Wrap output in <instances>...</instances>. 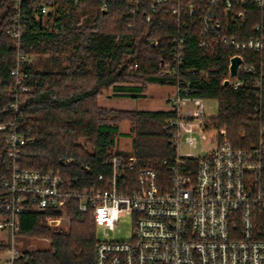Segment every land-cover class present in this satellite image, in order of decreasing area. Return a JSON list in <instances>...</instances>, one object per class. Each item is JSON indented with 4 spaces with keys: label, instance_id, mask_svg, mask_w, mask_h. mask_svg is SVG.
I'll return each instance as SVG.
<instances>
[{
    "label": "built area",
    "instance_id": "1",
    "mask_svg": "<svg viewBox=\"0 0 264 264\" xmlns=\"http://www.w3.org/2000/svg\"><path fill=\"white\" fill-rule=\"evenodd\" d=\"M8 1L13 3V25L7 32L17 50V64L11 71L16 88L25 76L21 61L33 55L21 49L28 20L25 0ZM58 1L38 0L36 13H56ZM128 1L135 12L141 0ZM168 1L149 0L150 8L156 10ZM107 7L104 3L100 8ZM250 7L260 16L254 33L247 36L240 22L248 18ZM171 14L184 26H188L184 14L191 24L200 26L198 45L204 55L215 54L220 45L234 51L230 58L241 56L235 76H230L228 65L229 86L239 89L250 76L257 87H263L264 0H175ZM146 18L151 21L152 15ZM188 34L189 30L174 35L171 55L161 61L157 73L174 89L165 97L171 105L167 110L174 115L167 122L172 151L162 159L164 174L140 165L138 156L120 153L105 158L106 172L91 184H78L77 178L59 170L26 168L20 163L21 150L36 136L16 124L0 123L9 160L0 176V243L5 244L0 248V264H16L21 255L17 235L22 213H45L42 221L57 226L71 210L90 211L98 228H104L94 264H264L260 217L264 213V137L253 147L237 148L227 128L212 123L216 115L208 114L207 98L195 95L190 80L205 75L207 69L186 67ZM149 41L156 45L159 39ZM10 108L19 111L16 102ZM123 214L132 216L131 238H109L107 230L115 229Z\"/></svg>",
    "mask_w": 264,
    "mask_h": 264
},
{
    "label": "trees",
    "instance_id": "2",
    "mask_svg": "<svg viewBox=\"0 0 264 264\" xmlns=\"http://www.w3.org/2000/svg\"><path fill=\"white\" fill-rule=\"evenodd\" d=\"M37 1L25 0L28 20L21 49L35 57L21 61L25 76L15 88L11 71L17 64V50L7 32L13 25V3L0 0V123L16 124L36 136L35 142L22 148L21 166L59 170L77 178L78 184H91L106 172L108 155L122 154L112 149L121 134L120 123L128 120L142 143L152 137L154 150L138 156L140 165L164 174L162 159L172 151L167 122L174 112L109 108L100 105L99 96L119 83H136L141 92L165 84L157 77L161 61L170 57L174 35L187 30L186 67L207 69L209 74L190 77L195 95L218 101L212 123L226 127L237 148L253 147L264 137V79L262 88L250 76L239 89L224 86L234 51L219 45L215 54L204 55L198 45L200 26L191 24L187 14L183 21L188 26L173 20L175 0L156 10H151L149 0H141L135 12L130 11L128 0H60L54 14L36 13ZM104 3L108 7L102 10ZM149 14L151 21L146 20ZM258 16L260 12L250 7L248 18L240 22L247 36L254 33ZM151 38H158V44ZM138 95L143 93L130 96ZM11 102L17 103L19 111L10 108ZM6 156L5 133L0 131V176L9 163ZM68 159L71 162L65 163ZM69 214L70 225L62 229L43 222L45 213H22L17 235L21 255L16 264H94L98 226L92 213L71 210ZM260 215L264 229V213ZM39 237L48 238L49 246L31 250V240ZM4 246L0 243V248Z\"/></svg>",
    "mask_w": 264,
    "mask_h": 264
},
{
    "label": "rangeland",
    "instance_id": "3",
    "mask_svg": "<svg viewBox=\"0 0 264 264\" xmlns=\"http://www.w3.org/2000/svg\"><path fill=\"white\" fill-rule=\"evenodd\" d=\"M32 57H35V55ZM204 74L207 77L209 75L208 70H206ZM112 87L108 90H104V92L108 94L114 93L115 89H112ZM170 90L171 88L169 85L153 84L149 86L146 91L142 92L143 95H138L136 97L126 95H112V97L108 99H102V104H107V106H111L109 108L116 109L164 110L169 108L167 107L168 104L164 99ZM206 103L208 107V114L212 116L216 115L218 113V101L216 99H207ZM120 132L121 134L119 135L116 145L112 151H120L126 156H144L147 155L152 149L154 150V146H151L152 142L150 141L152 137L149 136V141L142 143V138L139 133L135 129L131 131L130 121L125 120L120 123ZM201 145L202 141L199 139V146ZM70 220L71 218L68 216L66 219H63L60 225L55 227L68 229ZM132 225L133 220L131 215H121L115 229L107 230L109 232V238L115 240H129L131 238ZM103 231L104 228L99 227L97 230L98 236L102 237ZM20 244H22V242H20ZM49 244L50 240L48 238L39 237L37 239L31 240L29 248L32 250L36 249L37 247H48Z\"/></svg>",
    "mask_w": 264,
    "mask_h": 264
},
{
    "label": "crops",
    "instance_id": "4",
    "mask_svg": "<svg viewBox=\"0 0 264 264\" xmlns=\"http://www.w3.org/2000/svg\"><path fill=\"white\" fill-rule=\"evenodd\" d=\"M138 87H139V85L136 84V83H133V82H126V83L116 84L113 87V89H115L114 93L108 94V93H105L103 91V93L99 96V103H100L101 106L111 107V106H107V104H102V99H108V98L112 97V95H126V96H130L132 94L142 93L141 91H139ZM170 88H171V90H170V92H168V94L172 93L173 90H174L173 87L170 86ZM105 94H108V95H105ZM164 100L166 101V99H164ZM166 103L168 104L167 107H171V105L167 101H166ZM164 110H167V109H164Z\"/></svg>",
    "mask_w": 264,
    "mask_h": 264
},
{
    "label": "water",
    "instance_id": "5",
    "mask_svg": "<svg viewBox=\"0 0 264 264\" xmlns=\"http://www.w3.org/2000/svg\"><path fill=\"white\" fill-rule=\"evenodd\" d=\"M242 59L241 56L239 55H234L230 58V64H229V73L230 76H235L238 73V68L239 65L241 63ZM229 85V78H226L224 80V86H228ZM57 221H53L52 224H56Z\"/></svg>",
    "mask_w": 264,
    "mask_h": 264
}]
</instances>
